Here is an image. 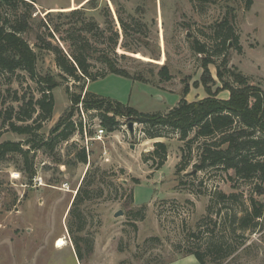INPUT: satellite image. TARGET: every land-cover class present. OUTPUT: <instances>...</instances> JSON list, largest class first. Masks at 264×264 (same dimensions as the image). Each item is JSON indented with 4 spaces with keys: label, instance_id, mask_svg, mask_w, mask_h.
Segmentation results:
<instances>
[{
    "label": "rangeland",
    "instance_id": "rangeland-1",
    "mask_svg": "<svg viewBox=\"0 0 264 264\" xmlns=\"http://www.w3.org/2000/svg\"><path fill=\"white\" fill-rule=\"evenodd\" d=\"M34 1L36 10L30 28L22 36L37 54L39 73L51 76L58 85L52 90L54 108L50 119L34 133L4 130L0 136V141L22 142L25 150L36 144L28 154L31 175L20 153H9L0 161V264H200L186 252L205 247L209 240L222 242V250L206 256L207 264H264V216L252 229L233 234L228 227L234 212L231 206H237L238 211L237 203L229 200L223 205L215 198L212 209L207 211L211 194L218 191L243 192L248 202L251 183L245 179L230 181L220 169L195 172L192 163L176 175L183 143L174 132L148 139L141 124L134 122L131 133L127 124L132 120L118 116V124L110 131L102 125L96 110H85L79 103L71 117L75 131L67 139L59 135L63 126L51 133L58 119L72 110L66 87L83 94L90 81L63 79L54 53L39 47L36 37L37 33L43 34L46 40L59 43L69 52L68 38L72 28L79 27L78 18L94 22L96 27L85 33L95 48L89 59L90 70L105 71L107 58L131 78L108 74L91 81L89 91L139 111H167L182 97L186 85L187 100L207 95L201 81L204 55L195 50L197 42L204 43L207 55L213 58L208 64L213 78L208 84L213 93L222 86L216 75L218 66L224 77L233 81L223 67L224 55L228 68L240 71L250 84L264 91V0H252L249 7L246 0ZM120 19L128 24L127 33ZM224 19L237 37V42L228 39L226 47L215 39ZM43 21L50 24L51 31L54 24L59 26L60 31L54 32L55 40L48 35ZM59 36L66 41L57 39ZM217 48H221V54L216 53ZM163 66L171 75L168 80L159 74ZM22 73L25 79L9 86L17 89L18 96H40L36 82ZM7 86L2 85V89ZM228 94L223 90L217 96L227 98ZM12 104L17 108L21 103L19 100ZM14 122L31 124L32 128L38 124L32 120ZM100 127L105 130L102 140L94 139ZM50 137L53 140L49 147L44 143ZM158 140L168 144V157L160 169H151L141 155ZM83 151L86 163L77 159ZM89 166L99 171L95 191L80 206L85 228L78 240L82 252L79 259L67 230V218ZM133 177L139 183H134ZM192 183L198 193L190 190ZM131 188L133 200L129 198ZM218 209L220 216L215 215ZM118 210L122 214L115 216ZM60 238H64L62 248L57 245Z\"/></svg>",
    "mask_w": 264,
    "mask_h": 264
},
{
    "label": "trees",
    "instance_id": "trees-1",
    "mask_svg": "<svg viewBox=\"0 0 264 264\" xmlns=\"http://www.w3.org/2000/svg\"><path fill=\"white\" fill-rule=\"evenodd\" d=\"M34 3V0H0V136L4 130L24 134L34 133L36 128L52 117L54 108L52 90L58 83L51 76L39 73L37 54L22 36V33L30 28V22L36 10ZM251 4L252 0H246L247 7ZM78 19L79 27H73L70 31V38H68L69 52H65L59 43L54 44L52 40H46L43 34H36L39 47L54 53L55 63L62 73V78L78 83L81 80L83 82L93 81L108 74L131 78L125 71L116 68L107 58H105L107 67L105 71L92 72L90 70L89 59L95 48L85 33L93 30L96 25L92 21L86 22L82 17ZM228 24V20L224 19L216 30V43L218 45L221 43L223 47H226L230 38L237 42V37ZM120 25L127 33L128 24L120 19ZM43 27L48 31V35L55 40L54 32L60 31L59 26L54 24L52 32L50 24L43 21ZM57 39L66 41L61 36ZM205 47L204 43L199 44V42L194 46L198 53L204 55L201 81L207 93L205 97L198 100H187L185 95L188 92V85H186L182 89V97L167 111L143 112L114 99L94 94L88 89H85L83 94L82 92L77 94L66 87L72 110L68 112L67 116L64 114L58 119L51 133L60 131L63 126L59 135L62 139H67L75 131L76 126L71 117L73 109H76L79 103H82L85 110H96L102 125L110 131L114 130L118 124L116 120L118 116L141 124L142 132L148 139L167 137L168 132H174L178 136V140L183 143L180 146L181 159L175 166L176 175L179 176L180 172L192 163L195 172L220 169L226 173L230 181L245 179L244 181L251 183L248 202L245 201L243 192L227 194L218 191L210 196L207 211L212 209L211 205L215 198L218 203L223 205L229 200L237 203L238 211L237 206H231L234 208V212L231 214L228 227L229 231L235 234L237 230L252 229L257 225L258 219L264 216V91L259 86L250 84L248 77L240 71L228 68V59L224 55L223 67L233 77V81L227 80L224 77V71L218 66L216 75L222 86L213 93L208 84L209 81L213 82L208 68V64L212 63L213 58L211 55H207ZM221 51L219 48L216 53L221 54ZM22 71L36 82L41 93L40 96L35 97L32 93L29 96H18L17 89H12L9 86L14 81L21 82L25 79V74ZM159 74L166 80L171 78L165 66L161 67ZM2 85L8 86L3 90ZM223 90L228 91L227 98L217 96ZM7 97L10 98L8 102ZM19 100L21 104L15 108L12 103ZM108 112L112 114L109 115ZM67 118L70 120L67 121ZM14 119L32 120L38 124L35 128H32L31 124L21 126L16 124ZM52 140L53 138L50 137L44 144L50 147ZM22 145L23 143L20 141H0V161L4 160L9 153L17 152L23 156L24 165L28 167L31 161L28 156L29 151L36 144H31L30 148L26 150ZM167 157L168 144L158 140L154 142L151 150L142 153L141 160L151 169H160ZM77 159L86 163L85 152L79 153ZM119 170L121 173L124 172L122 167ZM28 171L30 175L33 173L30 167H28ZM98 171L99 169L94 170L90 166L87 168L68 210L67 230L79 259H82V252L78 240L81 239L80 233L85 228V220L80 206L89 194L95 191L94 185L97 181ZM229 171H232L233 175ZM188 175L195 176L196 173H188ZM132 180L134 183H139V179L136 177H133ZM202 182L200 180V183ZM178 183L181 185L182 179L179 178ZM189 186L192 192L198 193L193 189V183ZM129 198L133 200V188L129 189ZM230 204L232 205V203ZM143 208L139 215L141 219L144 217ZM215 215L220 216L221 210L218 209ZM221 247L222 242L209 240L205 247L187 250L186 255H193L200 264H207L206 256L221 253ZM91 249L92 241H90L89 251ZM230 252V250L225 251L222 256H226Z\"/></svg>",
    "mask_w": 264,
    "mask_h": 264
},
{
    "label": "built area",
    "instance_id": "built-area-1",
    "mask_svg": "<svg viewBox=\"0 0 264 264\" xmlns=\"http://www.w3.org/2000/svg\"><path fill=\"white\" fill-rule=\"evenodd\" d=\"M80 109H81V112H83V110L81 108V104H80ZM104 132H105V130L102 127H100L97 130V133H96V136L94 137V139L102 140V137L104 135ZM62 187H65V186H62Z\"/></svg>",
    "mask_w": 264,
    "mask_h": 264
},
{
    "label": "water",
    "instance_id": "water-1",
    "mask_svg": "<svg viewBox=\"0 0 264 264\" xmlns=\"http://www.w3.org/2000/svg\"><path fill=\"white\" fill-rule=\"evenodd\" d=\"M230 44V43H229ZM133 124L134 122L133 121H129L127 126H128V129H129V132H133ZM122 214V211L118 210L117 212H115V216H118V215H121Z\"/></svg>",
    "mask_w": 264,
    "mask_h": 264
},
{
    "label": "bare ground",
    "instance_id": "bare-ground-1",
    "mask_svg": "<svg viewBox=\"0 0 264 264\" xmlns=\"http://www.w3.org/2000/svg\"><path fill=\"white\" fill-rule=\"evenodd\" d=\"M57 245H58V248H62L65 245L64 238H60L59 243Z\"/></svg>",
    "mask_w": 264,
    "mask_h": 264
},
{
    "label": "crops",
    "instance_id": "crops-1",
    "mask_svg": "<svg viewBox=\"0 0 264 264\" xmlns=\"http://www.w3.org/2000/svg\"><path fill=\"white\" fill-rule=\"evenodd\" d=\"M90 82H91V81H90ZM90 82H88V84H87V89H88V90H89V83H90ZM190 256H191V255H190Z\"/></svg>",
    "mask_w": 264,
    "mask_h": 264
}]
</instances>
